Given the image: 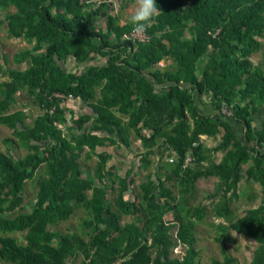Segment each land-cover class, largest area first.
Masks as SVG:
<instances>
[{
  "label": "trees",
  "instance_id": "trees-1",
  "mask_svg": "<svg viewBox=\"0 0 264 264\" xmlns=\"http://www.w3.org/2000/svg\"><path fill=\"white\" fill-rule=\"evenodd\" d=\"M126 2L0 0L7 39L31 45L11 58L26 68L0 56L5 143L28 151H0V264H200L197 230L208 218L223 258L208 264L237 263L232 232L257 242L250 264H264V64L252 62L264 0H156L160 15L144 43L127 40L132 24L111 13ZM18 93L42 110L32 124L15 108ZM198 98L214 115L200 112ZM74 99L90 112L71 110ZM133 135L140 163L117 170L116 150L132 148ZM202 137L221 139L209 148ZM92 157L91 172L80 160ZM211 177L216 189L195 204L199 181ZM35 180L31 211L16 214ZM244 180L261 185L263 200L240 217ZM78 210L79 230L60 232ZM177 247L181 258L172 257Z\"/></svg>",
  "mask_w": 264,
  "mask_h": 264
},
{
  "label": "rangeland",
  "instance_id": "rangeland-1",
  "mask_svg": "<svg viewBox=\"0 0 264 264\" xmlns=\"http://www.w3.org/2000/svg\"><path fill=\"white\" fill-rule=\"evenodd\" d=\"M136 4L135 2L131 0H127L124 4H116L114 8L112 9L111 13L115 14L119 18V22H121L122 25L127 24L130 22V16L135 8ZM8 12H14V8H10ZM4 14L5 11L0 9V24L4 20ZM101 26H103V29L105 28V23L102 22ZM262 42V50L256 53L252 57V62L256 65L258 64H264V39L261 40ZM31 48V45L26 43L25 41H11L8 40L6 37V33L4 32V27L0 25V56H4V58L8 59V67L11 68H26V65H22L21 67H17L11 60L13 55L16 52H19L23 49ZM69 70H79L82 69L81 66H77L75 64L69 63L68 65ZM203 101H207L203 99ZM207 103V106L210 107L209 110H211L212 115L213 109ZM77 103L75 101L71 102V107L76 109L78 107ZM38 105L32 101L31 99H28L25 95L18 94V100L16 103V108H23L26 110L28 114H30V119L28 121L29 124H32L33 119L36 118L39 114H41V110H38ZM79 114V112H78ZM11 134L8 128L4 127L0 124V151L1 152H10L14 156L22 157L25 156L28 151L25 148L16 147V146H10L5 143V139L10 138ZM206 140L205 142L207 144H217L213 143V141ZM122 152V151H121ZM220 157V155H219ZM96 158V157H95ZM154 160V157L152 158ZM96 159L90 160L88 163H86L83 158H81V164L84 167V169L90 170L92 172L94 165L96 163ZM85 162V163H84ZM155 162V161H154ZM247 167H245L246 170ZM40 176L43 175L42 172L39 174ZM143 174L140 172L137 178L138 184L141 182L143 178ZM251 184V183H250ZM217 182L213 178L209 179H202L198 183V188L196 192V199L195 204H199L200 202L206 201V197L214 192V189H216ZM249 184H243L240 187V200L237 202V208L239 210V215L244 216L245 212L251 209H257L260 207V204L262 203L261 196H259L255 201L248 200L245 195V191L248 188ZM135 192L138 191L137 185L134 187ZM38 192V180H35L33 182L28 183L27 186V194H26V201L23 203L22 209H20L16 214H26L32 209V205L34 204L36 200ZM113 196V194H112ZM111 196V197H112ZM207 202V201H206ZM86 217V214L83 210H78L73 217H71L67 222L63 223L57 229L62 233H68V232H74L78 231L80 224L82 220ZM132 218H124L122 223L125 224L127 222H131ZM211 218L206 219L198 226V248L200 251V257H199V263L200 264H208L211 262L212 259H220L222 260V254H221V247L220 244L214 240V237L217 236L216 230L211 226ZM233 238L231 242L227 245L230 255L235 257L237 259L236 264H250L252 262L253 256L255 251L258 248V243L255 242L253 239L249 237H245L243 235L237 234L236 232H232ZM18 237L21 242H23L21 236L18 234L15 235ZM184 250L180 247H177L172 252V257L181 258L183 255ZM80 259L77 260L76 264H79Z\"/></svg>",
  "mask_w": 264,
  "mask_h": 264
},
{
  "label": "crops",
  "instance_id": "crops-1",
  "mask_svg": "<svg viewBox=\"0 0 264 264\" xmlns=\"http://www.w3.org/2000/svg\"><path fill=\"white\" fill-rule=\"evenodd\" d=\"M14 11H15V9H14ZM71 64H74V63H71ZM166 64H170V61L162 62L160 64V66L163 67V65H166ZM67 68H68V66H67ZM18 94H20V93H18ZM198 99H199L198 100V104H199L200 112L204 113V114L212 115L211 110H209L210 107L207 106L206 103L202 102L200 98H198ZM72 101H75V103H77V105H79L78 107H76V109L71 107V102ZM72 101L69 102V107H70L71 110H74V112L76 114L78 112L80 113L81 110H84V112H86V113L90 112V107L85 102H82L80 99H74ZM15 108H16V105H15ZM38 110H41L40 107H38ZM263 112H264V110H263ZM41 113H42V110H41ZM263 119H264V113L257 118V123H258L259 126H261V122L263 121ZM236 128L238 130L237 133L240 135V137H243L245 135V129L243 130V125H240L238 122H236ZM202 139H203L204 142L206 140H210V141H213V143H216L221 138L219 137L218 140H217V139L202 137ZM132 140H133L132 141V148H130V149L123 148V149H117L116 150V153H115L116 157H115V160H112V164H116L117 165V167H118L117 170L122 169V168H127L128 166H131L133 163H134V165H138L140 163V159L138 158V154H140L142 152L141 142L139 140H136L134 138V135H133V139ZM210 141H208V142H210ZM205 145L207 147L211 148V147L216 146L217 144H212V146H211L210 144H207L205 142ZM110 153H112V152L110 151ZM157 154L158 155H162L161 149L158 150ZM219 155H220V157H219ZM222 157H223V154L222 153H218V155H217L218 163L222 160ZM94 159H96V158L92 157L90 160H94ZM90 160H88L86 163H88ZM158 160H159L158 157H154V161L156 163H158ZM96 162H97V160H96ZM245 167H247V166H245ZM141 172H142V174H146V171L143 170V169H142ZM211 178H213L214 180H216V182H218V178H214V177H211ZM243 184H246V185L249 184L248 188L245 191V195H244L246 198H248V200L255 201L259 196H261V200H263V192H262L261 185L260 184H256V183H251L250 184L246 180H244L239 185V195H240V187ZM240 198H241V196H240Z\"/></svg>",
  "mask_w": 264,
  "mask_h": 264
},
{
  "label": "clouds",
  "instance_id": "clouds-1",
  "mask_svg": "<svg viewBox=\"0 0 264 264\" xmlns=\"http://www.w3.org/2000/svg\"><path fill=\"white\" fill-rule=\"evenodd\" d=\"M135 8L130 16L133 32L137 35L144 34L151 28L156 18L160 15V8L156 0H135Z\"/></svg>",
  "mask_w": 264,
  "mask_h": 264
},
{
  "label": "built area",
  "instance_id": "built-area-1",
  "mask_svg": "<svg viewBox=\"0 0 264 264\" xmlns=\"http://www.w3.org/2000/svg\"><path fill=\"white\" fill-rule=\"evenodd\" d=\"M82 1H86V0H82ZM125 38L127 40L134 41V42H140V43H144L148 40L146 33H144L142 35H137L136 33L132 32L131 34L126 35ZM55 96L62 98V99H65V97H66V95L62 94V93H55ZM69 99H73V96L69 95ZM223 113L231 115V113L229 112V110L227 108L226 109L224 108ZM170 161H172V160H170ZM189 162H191V157H187V159H186V163H189Z\"/></svg>",
  "mask_w": 264,
  "mask_h": 264
}]
</instances>
